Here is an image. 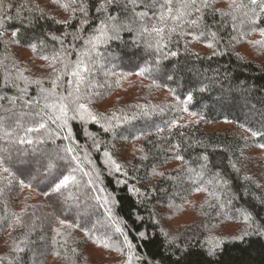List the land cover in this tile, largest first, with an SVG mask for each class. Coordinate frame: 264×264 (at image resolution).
<instances>
[{
	"label": "trees",
	"instance_id": "1",
	"mask_svg": "<svg viewBox=\"0 0 264 264\" xmlns=\"http://www.w3.org/2000/svg\"><path fill=\"white\" fill-rule=\"evenodd\" d=\"M230 2L215 0L204 10L199 26L183 25V31L177 29L170 41L165 34L167 47L157 52L156 37L139 35L142 26L156 23L150 19L159 15V4L150 6L153 0H136L135 6L128 0H114L99 12L101 0H83L87 17L72 10L79 3L67 10L62 7L70 0H0L4 25L0 29V96L5 97L0 101V117H12L6 119L12 127L16 117L21 123H32L41 87L52 88L55 73L48 65L61 53L72 66L78 57L85 61L90 71L84 73L81 91L92 93L89 107L102 118L99 123L70 121L83 171L74 173L77 183L62 190L63 195L51 193V176L43 172V165L55 157L58 146L67 143L64 134L29 145L18 142L17 137L24 135L21 129L12 138L0 130V159L11 172L0 167V262L31 264L36 256V264H125L129 251L124 237L114 230L116 225L133 246L132 264H264V235L254 230L264 228V149L256 146L264 143V137L254 140L241 127L264 130V48L254 46L264 39L259 34L264 18L251 25L242 23L241 13L235 20L222 17L221 12L230 11ZM141 12L148 13L145 21L136 16ZM109 16L116 17L118 33H110L111 39L97 43L86 55L91 49L89 39ZM82 19L87 23L81 29ZM13 31L18 43L10 42ZM200 32L204 35L194 40L193 35ZM210 32L216 33L215 40ZM170 51L177 55H164ZM42 55L49 59H41ZM56 68L62 66L56 63ZM145 68L144 75L133 74ZM69 79L66 74L59 82L58 91L64 95ZM132 79L138 80V88L126 99L135 85ZM113 115L128 120L118 121ZM109 120L119 126L105 132L101 124L107 126ZM174 122L179 126L172 127ZM48 126L56 130L55 124ZM89 133L100 142L99 150ZM42 134L28 136L35 140ZM105 150L127 175L109 174ZM177 153L182 160L175 158ZM57 165L65 175L76 167L75 162L57 161ZM94 168L102 173L101 186L115 201L111 219L104 207L89 199L88 194L95 195L88 187L89 176L95 180ZM117 180L127 182L117 184ZM21 181L32 187H21ZM197 186L204 190L195 191ZM131 188L147 195L138 196ZM46 191L50 195L45 196ZM26 193L36 196V202L27 203ZM69 204L76 216L64 213ZM187 208L195 212V221L183 226L165 224L169 219L175 222ZM241 210L251 214L253 228L244 222ZM16 216L22 218L20 223ZM61 220L73 227L56 236ZM228 225L236 227L234 235L226 233ZM245 229L250 234L243 235ZM217 241L219 247L209 255ZM105 242L110 247L105 248ZM16 246L23 251H15ZM90 246L119 254L118 261L106 253L92 259ZM104 258L107 261L100 263Z\"/></svg>",
	"mask_w": 264,
	"mask_h": 264
},
{
	"label": "snow or ice",
	"instance_id": "2",
	"mask_svg": "<svg viewBox=\"0 0 264 264\" xmlns=\"http://www.w3.org/2000/svg\"><path fill=\"white\" fill-rule=\"evenodd\" d=\"M114 0H101V3L99 4V7L97 8V11H106L107 5L113 3ZM129 3L136 5V0H128ZM215 2V0H153V4L150 5L151 7H155L156 4H159V15L153 16L150 19H154L156 23H153L151 27L142 26L139 29V35L140 36H154L155 39V45L157 52L162 51L164 48L167 47V43H165V34H167V38L170 41L171 35L173 33L177 32V29H180L183 31V25L189 24L192 26H199L202 22L203 16H204V10L210 9L212 7V4ZM79 3L78 8H73V11H79L82 13L85 17L88 15L87 8L85 7L83 0H70V3L63 4L62 7L67 10L68 8L72 7L73 5H76ZM230 11L228 12H221L220 15L222 17L224 16H232V18L235 20L236 15L238 13H241L243 17L245 18L243 22H247L251 25H256L259 20L264 18V0H247V3L245 0H231L229 4ZM199 13L198 16L193 17V13ZM136 16L139 20L145 21L146 18H148L147 12H141L136 13ZM116 17L109 16L107 21H102L101 26L98 27L95 31L97 35L93 36L89 39L88 43L91 45V49H89L90 54L91 51H93L96 47V44L102 41H106L107 39H111L112 35L110 33H118L119 27L117 24H115ZM108 21H112L113 23L109 25ZM171 22L170 24L168 22ZM59 23V22H58ZM87 23L86 19L81 20V29L83 28V25ZM67 24V22H65ZM4 27L3 23L0 22V29ZM131 30V29H129ZM259 34L261 37H264V28L259 29ZM3 33L0 32V36H2ZM204 35L203 32H200L198 35H193V39L196 40L199 38V36ZM246 35V33L242 34ZM210 36L213 40L216 38L215 32H210ZM53 39H57V37L53 36ZM78 37H74L76 39ZM11 43H18L17 39V33L15 31L12 32V40ZM61 44H63V41H59ZM7 43V42H5ZM152 46V43H149V47ZM208 47H213L212 43H209L207 45ZM254 46H259L264 48V39L254 42ZM33 51L36 50V47L33 45ZM214 54H216L214 52ZM165 56L171 55L176 56V52H166L164 53ZM41 59L48 60L49 58L46 56H41ZM56 63H59L62 68L60 70H57ZM53 69V72L55 73L54 79L51 80L52 88L51 89H45L41 87L39 98L35 101L36 106L38 107V111L34 114L33 120L31 124H24L21 123L20 117H16V123L15 127H12L11 124L6 123V119H11L12 117H0V130L3 131L4 136L7 138H12L14 135V132L16 129H21L24 132L23 136H18L17 140L21 144H44L49 139H59L60 134L63 133V139L67 142L64 146H58L59 151L56 153L54 158H48V161L46 164L43 165V172L46 174V176H51L49 187L51 189V193H57L63 195L62 190L67 189L70 184H76L77 183V177L74 175V173L77 170L83 171V169L80 167L81 164V157L77 154V144L76 139L73 134V129L70 125V121L78 120L83 123H87L89 121H95L97 123L100 122L102 119L97 114H95L89 105L92 103V100L90 99V96L92 93L85 89L84 92L81 91V85H84L86 83L85 75L84 73H87L90 71V69L85 65V61L83 59H80L78 57V60L75 64V66H72L68 64L65 59L63 58L61 53L55 54L51 62L48 65ZM71 69V71H69ZM148 69H141L138 72H134V75L142 76L144 75ZM69 75L70 79L68 80L69 90L67 91V95H64L62 92H59L58 89L60 88V80L61 76L63 75ZM35 83L39 84L40 81L37 80ZM74 85V87H73ZM26 87L21 89L22 92H26ZM203 91V89H201ZM5 97L0 96V101L4 100ZM43 100L44 103L41 105L40 100ZM192 97L188 96L187 100L191 101ZM10 102H14L11 101ZM179 103V101L177 102ZM31 107V105H29ZM15 113H13V116ZM38 117L39 119H36ZM112 119L123 120L124 122H127L128 117H122L118 118L115 115H113ZM51 122L52 124L56 125V130L53 131L51 128H49L48 124ZM119 124L113 125L111 121L109 120L107 126L101 124V127L104 128V131L107 132L109 130L114 129L115 127H118ZM178 122H174L172 124V127H178ZM241 127H244L245 131H249L251 134V137L255 140L256 138L264 137V130H253L250 128L245 127L244 125H241ZM43 133L41 136H39L37 139L33 140L32 138H29L28 134L30 133ZM89 138L92 139L93 145L96 147L97 150H99L100 142L91 134L89 133ZM139 139V137H137ZM257 147L264 149V143H257ZM178 147V146H174ZM139 151H143V149H140ZM103 156L105 157V167L109 169V174L114 173H121L122 175H127L125 172H123L122 165L117 163L111 153L108 150H105L103 152ZM85 158L87 157V153H85ZM143 159H146L147 157H142ZM176 159L182 160L183 158L177 153ZM205 161L207 160V157H204ZM57 161H65V162H75L76 167L72 168L71 171L65 175L62 171H58V165ZM89 163H91V160L89 158ZM4 161L3 159H0V167L3 168V172L8 173L11 175V172L8 167L3 166ZM69 167H71V163H69ZM56 171V174L53 175V172ZM95 172V180L91 176H89L88 172H84L85 176H89L88 180V187L91 188L92 193H95V195H89V199H94L101 207H104L106 209V212L109 216V219L112 218V208L111 206L115 203L110 198V194L106 192V190L101 186L102 181H100V176L102 173L97 170L93 169ZM156 174V173H154ZM159 175H163V173H159ZM247 179V178H246ZM127 181H121L117 180V184L120 183H126ZM195 184V181L193 182ZM21 187H32L31 184L25 185L23 181L20 182ZM204 189L200 187H196L195 191H203ZM129 191L134 192L136 195H147L146 193H140L138 189L131 188ZM3 193V189H0V194ZM45 196L50 195L49 192L43 193ZM221 207L223 205L221 204ZM243 220L246 224H248L249 228H253V222H252V216L250 213L241 210ZM21 217L16 216L17 223L21 222ZM122 223V222H121ZM60 225L62 228L67 227L71 228L73 227L72 224H67L65 220L60 221ZM114 230L120 235L124 237V246L128 248L129 255L127 260L125 261V264H132V260L135 258V255L132 251V244L128 240L127 234L125 233L124 229L120 226L114 225ZM254 230L260 234L264 235V228L260 226H256ZM56 232V236H60L61 232L59 230H54ZM250 234L248 229L244 230L243 235ZM86 235L88 233L86 232ZM144 233H139V236L141 238L144 237ZM242 238V237H241ZM55 242V237L53 238ZM107 239V238H106ZM105 248L110 247V245L105 242L103 244ZM219 247V242L217 241L212 247L209 248V255H213L215 252V249ZM17 252L23 251L22 248L19 246H16L14 249ZM122 251V249H119ZM75 251V249H73Z\"/></svg>",
	"mask_w": 264,
	"mask_h": 264
},
{
	"label": "rangeland",
	"instance_id": "3",
	"mask_svg": "<svg viewBox=\"0 0 264 264\" xmlns=\"http://www.w3.org/2000/svg\"><path fill=\"white\" fill-rule=\"evenodd\" d=\"M242 51H244L247 55H250V53L248 52L247 49L244 48V49H242ZM260 53L258 52V54H260ZM262 59H263V61L261 63L264 65V57ZM132 83H134L135 85H133L127 91L126 99L129 98V97H132L135 94V92H136V90L138 88V84H139L138 80L132 79ZM35 174H36V172H35ZM25 200H26L27 203L36 202V196H34L32 194H29V193H26ZM68 202H71V200L68 201ZM74 212H75V207L72 206L71 204H69L66 207L65 211H64L65 214H72L73 216H76V213H74ZM196 219L197 218L195 217V212H192V210L190 208H187L184 212H181V214L175 219V222L174 221L173 222L172 221L170 222V219H169V221H166L165 224L166 225L167 224H174L176 226H178V225L179 226H183L184 224H189L190 222H193ZM93 225H94V223H93ZM224 229H225L226 233H230L232 235H234L236 233V227H234L233 225H228ZM58 230L61 232V234L64 233V231L68 232V228H62L61 225H58ZM103 251H105V250L100 249V248H97V247H91V246L88 247V252H89V255L92 257V259H94V257H96V256H101L102 253H106L107 256L113 257V258H115L118 261V258L117 257L119 256V254H117V253H114L113 254V253H109V252L107 253V251L106 252H103ZM32 259L33 260L31 261V264H36V256H33ZM104 261L106 262L107 261V258L102 259L100 263H103ZM0 264H3V263L0 262Z\"/></svg>",
	"mask_w": 264,
	"mask_h": 264
}]
</instances>
